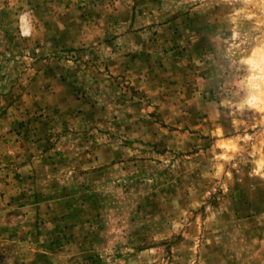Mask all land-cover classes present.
Returning a JSON list of instances; mask_svg holds the SVG:
<instances>
[{"label": "rangeland", "instance_id": "obj_1", "mask_svg": "<svg viewBox=\"0 0 264 264\" xmlns=\"http://www.w3.org/2000/svg\"><path fill=\"white\" fill-rule=\"evenodd\" d=\"M0 264H264V0H0Z\"/></svg>", "mask_w": 264, "mask_h": 264}, {"label": "clouds", "instance_id": "obj_2", "mask_svg": "<svg viewBox=\"0 0 264 264\" xmlns=\"http://www.w3.org/2000/svg\"><path fill=\"white\" fill-rule=\"evenodd\" d=\"M22 35L27 36V35H29V32L27 30H25V31L22 32Z\"/></svg>", "mask_w": 264, "mask_h": 264}]
</instances>
